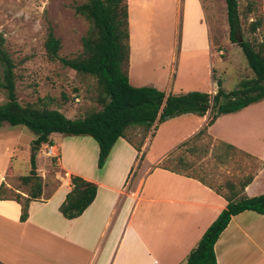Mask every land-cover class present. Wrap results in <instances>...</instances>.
Wrapping results in <instances>:
<instances>
[{
	"label": "crops",
	"instance_id": "crops-1",
	"mask_svg": "<svg viewBox=\"0 0 264 264\" xmlns=\"http://www.w3.org/2000/svg\"><path fill=\"white\" fill-rule=\"evenodd\" d=\"M126 2L130 84L153 87L166 95L188 93L190 88L187 87L191 86L193 78L183 81L180 77L178 82L173 81V54L168 60L162 55V46L149 40L142 42L133 56L130 9L137 3L135 0ZM190 2L193 7L196 2L200 4L199 0ZM188 3L185 0V4ZM198 7L197 17L203 18L201 4ZM204 26L208 43V26L206 23ZM184 27L189 28L185 17ZM185 42L183 40L179 47L181 54L190 53ZM133 64L138 65L139 70L131 78ZM150 73H153L151 78L155 74V79L142 85L143 81L151 79ZM216 91L214 87L206 93L215 94ZM253 105L221 115L211 126H207L209 112L203 117L193 114L175 117L181 122L178 127L181 135L165 143L169 148L152 162L145 155L154 132L173 118L160 124L152 131L153 135L145 138L140 152L120 138L100 170L97 168L99 148L90 171L82 167L80 161L70 164L66 158L59 157L58 147L63 143V135H51L52 144L44 147L56 148L58 158L55 159L64 176H56L60 182L51 194L42 188L41 198L30 202L28 218L24 222L20 221L19 203L0 200V209L5 211L0 213V264H185L190 251L227 202L196 178L160 166L182 143L207 126L206 133L212 142L230 144L259 163L244 193L250 198L261 195L264 193V121L254 115ZM9 153L0 162V185L4 183L6 187L5 179L16 175ZM37 158L38 154L36 161ZM71 176L96 184L97 194L81 216L68 220L61 215L59 207L71 190ZM15 191L27 197L25 191ZM8 208L15 213L14 220L7 216ZM263 219L264 215L252 211L232 217L214 246L217 264H264Z\"/></svg>",
	"mask_w": 264,
	"mask_h": 264
},
{
	"label": "rangeland",
	"instance_id": "rangeland-1",
	"mask_svg": "<svg viewBox=\"0 0 264 264\" xmlns=\"http://www.w3.org/2000/svg\"><path fill=\"white\" fill-rule=\"evenodd\" d=\"M86 1L0 0V33L5 39V49L15 63L16 96L22 105L37 103L38 106L58 110L69 119L82 118L101 109L98 102L100 90L96 80L90 76L76 74L59 61H49L44 48L47 29L51 27L54 36L61 43L58 52L60 58L73 59L80 55L81 38L87 33L89 23L77 15L74 8ZM186 1L189 3L185 4V0H135L137 4H132L130 9L133 56L142 42L149 40L159 44L163 47L162 55L168 60L173 54V81L178 82L180 77L183 81L193 78L191 86L187 87L190 88L188 92L206 93L214 87L217 89V82H221L224 91L230 92L238 88L240 81L253 78L241 48L230 40L225 0H199L203 18L197 17L200 4L197 5L196 2L193 7L191 0ZM237 2L241 18V32L237 39L248 41L258 49L260 44H264V0ZM184 17L189 28H183ZM204 23L208 26L209 44L206 43ZM255 23L260 25L253 30ZM183 40L191 50L190 53L179 52ZM135 65L133 64L131 70V78L139 70L138 65ZM1 75L0 68V78ZM152 76L153 73H150L149 77ZM154 79L155 74L153 78L143 81L142 85ZM38 99L42 102H37ZM5 101V92L0 89V104ZM252 108L254 115L264 121V100ZM180 123L177 118H173L157 129L145 158L152 162L169 148L165 143L181 135L178 130ZM151 133L152 130L147 133V137ZM126 135L134 144H141L145 131L142 127H131L127 129ZM35 138L36 136L24 126L3 123L0 127V162L10 150L16 174L5 179L8 186L4 189V196L15 197L18 193L15 190L27 191L20 186L17 175H28L32 149L33 154H38L36 167L39 168L38 174L46 193L51 194L59 185L60 180H56V176H64L57 166L56 159L47 157L45 144L38 148L33 144ZM63 139V143L58 147L59 157L66 158L70 164L80 161V165L89 170L98 148L97 143L88 136L64 135ZM207 144L208 140L201 138L194 145L202 148ZM185 150L177 149L172 152L162 166L201 178L223 192L227 181L237 182L242 176L252 174L259 168L256 160L241 153H236L230 162L224 165L216 161L211 154L191 155ZM53 154H57L56 148L53 149ZM179 157L184 161L181 164L177 162ZM67 161L64 160L66 164ZM9 208L7 216L14 220L15 213ZM0 213H5L4 209H0ZM262 222L264 229V219Z\"/></svg>",
	"mask_w": 264,
	"mask_h": 264
},
{
	"label": "trees",
	"instance_id": "trees-1",
	"mask_svg": "<svg viewBox=\"0 0 264 264\" xmlns=\"http://www.w3.org/2000/svg\"><path fill=\"white\" fill-rule=\"evenodd\" d=\"M225 3L230 40L241 48L254 75L251 79L240 81L238 88L230 92L221 88V82H217L215 94L192 91L166 95L163 91L149 86L133 87L128 77L130 46L126 0H87L74 8L75 13L89 23L87 33L81 38L82 52L76 58L59 57L60 40L54 36L52 28L48 27L44 43L47 59L51 62L59 61L76 74L93 77L100 90L98 102L101 109L78 119H69L58 110L38 106L37 103L22 105L19 102L16 96L15 63L6 51L5 39L0 33V89L6 95V101L0 104V127L3 123L26 127L36 136L33 144L37 148L44 144L51 145L50 137L53 134L88 136L98 145L97 168L100 170L120 138L127 140L138 152L141 151L143 142L134 144L127 138L126 131L131 127L144 129V141L147 133L155 131L169 119L184 114L203 117L209 112L207 126H211L221 115L235 113L261 102L264 100V44H260L256 49L250 42L237 39L241 32L238 2L225 0ZM259 25L255 23L253 30ZM37 102L42 100L38 99ZM207 126L182 143L178 149H186L191 155L211 154L216 161L224 165H227L236 153L244 155L230 144L212 142L206 133ZM201 138H206L208 144L199 148L194 144ZM35 159L36 155L32 154L28 175L19 177L20 186L27 189V197L20 193H16L15 197H6L3 195L5 184L0 185V200H14L21 205V222L28 218L30 202L39 200L42 196L43 184ZM177 162L181 164L184 161L179 157ZM160 168L166 167L161 165ZM254 175L255 172L242 176L237 182L227 181L224 184V192L213 188L201 178L187 175L215 190L227 204L206 229L197 246L190 251L185 264H217L214 246L231 218L245 211L264 215V193L251 198L244 193ZM70 181L71 190L59 207L61 215L68 220L81 216L97 194V185L92 182L78 176H71Z\"/></svg>",
	"mask_w": 264,
	"mask_h": 264
},
{
	"label": "built area",
	"instance_id": "built-area-1",
	"mask_svg": "<svg viewBox=\"0 0 264 264\" xmlns=\"http://www.w3.org/2000/svg\"><path fill=\"white\" fill-rule=\"evenodd\" d=\"M47 151H46V155L47 157H52V158H58V153L57 154H53V147L52 146H46Z\"/></svg>",
	"mask_w": 264,
	"mask_h": 264
},
{
	"label": "water",
	"instance_id": "water-1",
	"mask_svg": "<svg viewBox=\"0 0 264 264\" xmlns=\"http://www.w3.org/2000/svg\"><path fill=\"white\" fill-rule=\"evenodd\" d=\"M34 149L31 150V153L33 154Z\"/></svg>",
	"mask_w": 264,
	"mask_h": 264
}]
</instances>
